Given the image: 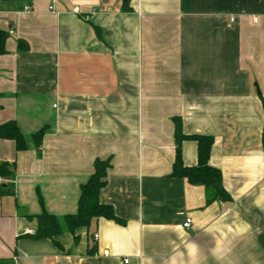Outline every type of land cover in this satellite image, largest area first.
Segmentation results:
<instances>
[{"label": "crops", "instance_id": "obj_1", "mask_svg": "<svg viewBox=\"0 0 264 264\" xmlns=\"http://www.w3.org/2000/svg\"><path fill=\"white\" fill-rule=\"evenodd\" d=\"M121 7L0 1V125L44 129L38 150L0 140V165L14 170L0 183L11 190L0 196V264H264V0ZM173 118L213 139L209 165L229 201L170 177ZM180 152L196 166L194 141ZM96 159L110 160L99 202L119 222L35 240L42 211L76 212Z\"/></svg>", "mask_w": 264, "mask_h": 264}, {"label": "trees", "instance_id": "obj_2", "mask_svg": "<svg viewBox=\"0 0 264 264\" xmlns=\"http://www.w3.org/2000/svg\"><path fill=\"white\" fill-rule=\"evenodd\" d=\"M15 1V0H0ZM130 0H122L121 10L130 11ZM7 37L5 32L0 31V55L5 54L4 42ZM17 49L26 51L27 45L19 42ZM174 124V144L175 156L172 164L170 177L183 178L190 185L203 186L206 190L207 201H229V196L222 186L221 173L209 165L210 150L213 139L207 136H186L182 133L181 123L178 118H173ZM44 135V129L25 137L21 134L16 122L9 121L0 125V140L12 141L15 144V150L22 152L30 147L38 150ZM185 140L194 141L197 145V163L192 168L185 167L181 161L180 146ZM110 160L96 159L93 163V173L87 181L80 187V195L77 202L76 212L63 217H56L42 211L36 216L37 228L32 236L35 240L50 239L62 233L75 234L79 228H88L92 220L105 219L119 222L115 217L113 209L109 205L99 202V193L104 188L106 173L110 168ZM14 174L13 166L3 163L0 165V178L9 180ZM11 194V190L0 184V196ZM75 241L77 237H74Z\"/></svg>", "mask_w": 264, "mask_h": 264}, {"label": "built area", "instance_id": "obj_3", "mask_svg": "<svg viewBox=\"0 0 264 264\" xmlns=\"http://www.w3.org/2000/svg\"><path fill=\"white\" fill-rule=\"evenodd\" d=\"M52 9H53V7L51 6L50 8H49V10H51L52 11ZM30 10V7H25L24 8V11H29ZM74 13H78V10H74ZM84 19H87V17H85ZM3 179H1L0 178V183H1V181H2ZM183 228L184 229H186V230H188V229H190V227H191V220L190 219H186L185 221H184V223H183ZM28 234L29 235H34V232H32V231H28ZM94 240H96V238H97V236L96 235H94ZM127 262V261H126ZM125 262V263H126Z\"/></svg>", "mask_w": 264, "mask_h": 264}]
</instances>
